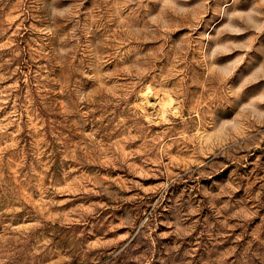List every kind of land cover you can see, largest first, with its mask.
I'll use <instances>...</instances> for the list:
<instances>
[{
    "label": "rangeland",
    "instance_id": "1",
    "mask_svg": "<svg viewBox=\"0 0 264 264\" xmlns=\"http://www.w3.org/2000/svg\"><path fill=\"white\" fill-rule=\"evenodd\" d=\"M0 264H264V0H0Z\"/></svg>",
    "mask_w": 264,
    "mask_h": 264
}]
</instances>
